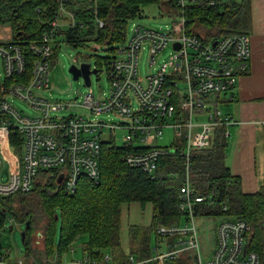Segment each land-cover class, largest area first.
Masks as SVG:
<instances>
[{
  "label": "built area",
  "instance_id": "1",
  "mask_svg": "<svg viewBox=\"0 0 264 264\" xmlns=\"http://www.w3.org/2000/svg\"><path fill=\"white\" fill-rule=\"evenodd\" d=\"M58 1L60 17L70 14L65 8L69 0ZM204 1L212 8H226L233 0H162L158 6L163 11L178 10L171 16L166 13L173 17L171 25L155 29L135 22L131 35L117 51L119 57L106 59L110 94L97 97L89 93L79 104L55 102L44 94L51 85L56 46L52 35L59 32L61 20L52 22L53 30L44 33L43 43L32 45L39 56L32 72L20 45L12 38L0 43V78H4L0 85V137L5 133L9 138L0 140V152L11 157L9 181L3 182L0 155V197L27 195L44 175L67 193L75 192L83 177L101 183V156L105 148L118 146L116 129L126 130L119 147L124 148L123 161L132 168L141 169L153 180L170 157L181 163L184 172L179 195L183 220L158 224L156 245L147 254L131 252L121 262L115 254L111 258L86 253L80 260L52 264H179L185 259L194 264H261V254L250 249L251 228L243 219H223L217 225L211 257L205 259L202 254L197 206L206 199L192 186V157L211 147L221 128L227 137L231 135V127L238 122L220 108L222 97L250 72L252 60L249 33L216 28L208 34L192 26L194 19L188 12ZM97 22L104 28L105 22ZM147 49L148 62L155 69L144 77L139 74V60ZM168 49V59L160 63ZM15 99L27 102L37 114L18 109ZM76 105L88 114H58ZM101 114H113L120 121L98 119ZM165 128L171 129L174 137L158 145ZM61 176L64 179L59 182ZM24 259L13 262L0 252V264H28Z\"/></svg>",
  "mask_w": 264,
  "mask_h": 264
},
{
  "label": "trees",
  "instance_id": "2",
  "mask_svg": "<svg viewBox=\"0 0 264 264\" xmlns=\"http://www.w3.org/2000/svg\"><path fill=\"white\" fill-rule=\"evenodd\" d=\"M162 0H69L65 8L72 17L61 16V4L58 0H0V24L11 26L12 40L20 45L26 55L29 72L34 70L37 53L32 45L44 42L45 32L53 30V21L69 20V28L63 25L59 32L52 35L56 46L53 60L61 47L59 39L63 35L66 43L77 47L84 43L97 40L108 43H123L128 38L130 21L143 14L149 4L159 5ZM206 11V15L216 17L211 22L213 29H232L247 32L251 25L249 15L250 2L232 3L221 10V5L210 7L205 1L194 5L188 12L193 18ZM198 13V14H196ZM221 15V16H220ZM220 16V17H219ZM97 19L105 22L100 27ZM214 144L206 150L197 151L193 155L192 186L198 195L205 197L204 202L197 206L198 217L221 216L223 219H243L250 225V249L261 254L264 264V193L244 191L241 177L234 175L228 164L229 138L225 128L217 131ZM124 148L113 146L105 148L101 156L102 180L95 184L88 177H83L75 192L67 193L52 179L45 185H37L27 195L15 194L7 199L4 210H12L20 221L29 222L31 226L26 232V256L32 249V235L35 230L33 223L36 213H44L49 225L45 228V248L48 256L55 251V228L61 213L62 229L59 248L61 255L68 252L72 242H80L86 237L83 250L91 254V250L112 249L113 254L123 253L121 245L122 210L123 206L132 203L154 205V227L131 225L130 245L134 253L141 255L151 245V236L159 224H169L183 220L180 211L179 195L182 184V165L175 158L167 157L163 161L159 176L151 179L141 169L129 166L122 157ZM43 177L46 178L44 175ZM47 179V178H46ZM37 185V186H36ZM23 197L24 213L10 205V200L17 196ZM29 197V198H28ZM29 220V221H28ZM157 223V224H155ZM3 244L0 240V252ZM90 247V249H89ZM36 253V252H35ZM25 256V257H26ZM61 261V259L57 260ZM43 264L44 262H40Z\"/></svg>",
  "mask_w": 264,
  "mask_h": 264
},
{
  "label": "rangeland",
  "instance_id": "3",
  "mask_svg": "<svg viewBox=\"0 0 264 264\" xmlns=\"http://www.w3.org/2000/svg\"><path fill=\"white\" fill-rule=\"evenodd\" d=\"M225 7L221 6V10H224ZM178 10L173 9H165L162 10L161 6L149 4L145 7L143 14L141 16H137L133 18L129 23L128 35H131V28L135 22H139L144 26H149L155 29L166 28L167 25H171L173 21V17H169L168 15H172L173 12ZM168 13V15L166 14ZM198 14V13H196ZM66 17H72L70 14H65ZM221 16V15H220ZM219 16V17H220ZM194 20L191 21L192 26L197 28L198 30L207 31L208 34H211L210 28L212 26L211 22L216 20L215 16L206 15V11L202 10L201 14L193 17ZM63 28L65 30L69 28V20L62 19ZM240 31V30H239ZM1 36H3V40L7 42L12 38V29L11 26H2L0 25V41ZM6 37V39H5ZM2 41V42H4ZM61 47L57 51L58 54L54 58L52 62V69L50 74L51 85L50 89L45 91L44 94L49 100H53L55 102L62 103H80L84 102L85 96L89 93H94L97 97H107L110 94L111 81L108 77V71L106 69V59H113L119 57V53L117 51L124 44L123 43H108V42H100L97 40H91L83 45L73 47L66 43V37L63 35L59 39ZM126 42V41H125ZM1 43V42H0ZM171 49H168L161 57V62H165L164 60L168 59ZM149 50H145L140 56V64H139V74L146 77L148 73L155 69L154 66H150L149 64ZM82 62H87L91 64L93 68H97L99 70L98 73H93L91 75L92 85L91 87L87 86L85 83V79L79 78L78 80L73 79L70 73V67L72 64H81ZM4 78H0V85L3 84ZM14 103L18 109L25 110L30 115L37 114V111L33 109L27 102L24 100L15 99ZM72 108V106H70ZM220 108L224 111L227 108L226 104H221ZM88 114V112L83 108L76 105L70 110L61 111L58 114L60 116L66 117L71 114L80 115V114ZM93 118L94 116H90ZM98 119L104 120L109 123L116 122L118 123L120 119L113 114H101L98 116ZM164 138L158 142V145L169 143L171 139L174 137V132L165 128L164 130ZM116 135L117 145L121 146L123 144V138L126 134V130H118L114 131ZM2 141H7L9 138L7 134H3L1 137ZM10 150V147H7ZM2 156V172H1V180L3 182L9 181L8 178L10 176V166L8 164V160L11 158L9 155L3 156V153L0 152ZM184 176V173L182 174ZM192 178V173H191ZM48 180L45 177L41 176L40 179L37 180V185H45ZM36 185V186H37ZM17 196V195H16ZM29 198V197H28ZM7 199H0V240L3 244L2 253L5 254L10 261H16L22 259L27 254V247L25 242L23 241L22 232L26 228V222L20 221L18 216L12 212V210L5 211L4 204H6ZM10 205L15 209V211L24 213V206L27 205L28 199L23 203V197L17 196L13 197L10 201ZM180 208V207H179ZM154 205L153 204H142V203H132L123 206L122 210V234H121V245L124 250V255H128L132 252L130 245V231L129 227L131 225H144L148 228L154 227ZM56 214L59 215L58 221L56 223L55 230V251L54 255L48 256L46 253L47 248H45V228L49 225V221L46 219V214L36 213V218H34V228L33 237L31 246L34 249V252L30 254V256L25 257V262L28 264H41L40 262H44L43 264H52L53 262L61 259L63 262L70 263L72 260H80L85 256V252L83 250V245L86 241V237L82 238L80 242H72L70 244V248L68 252H64L61 255L59 244L62 237L61 229H62V220L61 213L58 210ZM204 218V217H203ZM223 220L221 216H210L202 219L198 218L197 224L200 231V242L202 254L205 259L211 257V253L215 248L217 243L216 241V231L217 225ZM157 224V223H155ZM159 224V223H158ZM154 225V226H153ZM28 238V237H27ZM156 233L153 232L151 236V245L155 246ZM90 249V247H89ZM74 251V252H73ZM36 252V253H35ZM147 252H143L142 254H147ZM100 253H103L105 256L109 255L111 258L114 256L112 249L103 248L96 252V250H91V254L99 256ZM90 254V253H89ZM116 254H120L122 256L116 255L117 259L121 262L125 261L123 257V253L117 252ZM179 264H194L193 260L185 259L184 262Z\"/></svg>",
  "mask_w": 264,
  "mask_h": 264
},
{
  "label": "crops",
  "instance_id": "4",
  "mask_svg": "<svg viewBox=\"0 0 264 264\" xmlns=\"http://www.w3.org/2000/svg\"><path fill=\"white\" fill-rule=\"evenodd\" d=\"M248 1L251 17L248 33L252 43L250 72L240 77L230 94L223 95L222 103L227 105L224 112L238 122L231 127L228 137V164L234 175L241 177L245 192L264 193V0ZM230 2L242 4L243 0Z\"/></svg>",
  "mask_w": 264,
  "mask_h": 264
},
{
  "label": "water",
  "instance_id": "5",
  "mask_svg": "<svg viewBox=\"0 0 264 264\" xmlns=\"http://www.w3.org/2000/svg\"><path fill=\"white\" fill-rule=\"evenodd\" d=\"M70 73L73 77V79L78 80L80 77L85 79V83L87 86L91 87L92 85V78L91 75L93 73H98L99 70L97 68H92L91 64H88L87 62H82L81 64H72L70 67ZM64 177H60L59 182H62ZM29 221V220H28ZM31 226V221L27 222L25 230L22 232L23 235V241L25 242L27 235L26 232Z\"/></svg>",
  "mask_w": 264,
  "mask_h": 264
}]
</instances>
